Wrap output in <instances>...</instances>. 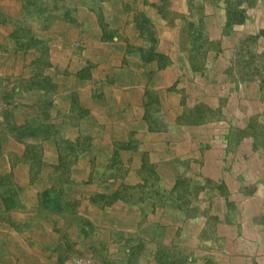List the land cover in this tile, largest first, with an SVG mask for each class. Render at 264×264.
<instances>
[{"label":"rangeland","instance_id":"374dc122","mask_svg":"<svg viewBox=\"0 0 264 264\" xmlns=\"http://www.w3.org/2000/svg\"><path fill=\"white\" fill-rule=\"evenodd\" d=\"M0 29V153L24 146L0 160V264L117 263L62 187L94 138L107 156L85 182H118L84 195L139 214L121 264H264V0H0ZM44 168L55 191L19 182Z\"/></svg>","mask_w":264,"mask_h":264},{"label":"crops","instance_id":"0c3cea01","mask_svg":"<svg viewBox=\"0 0 264 264\" xmlns=\"http://www.w3.org/2000/svg\"><path fill=\"white\" fill-rule=\"evenodd\" d=\"M2 32V29H0V33ZM6 32V31H5ZM1 36V34H0ZM100 45V44H99ZM101 46V45H100ZM56 53L52 56H55ZM32 98V97H29ZM95 110H90V113L88 115H92L94 117H84V119L82 118H78L77 117V121L79 122V125L83 128H91L92 130H94V133L97 132L96 128H97V124H96V117L98 114L96 113ZM70 118V115L67 116ZM99 121V120H98ZM88 123L91 124V126H88ZM100 123V121H99ZM100 129L104 128L106 125L104 122L100 123ZM93 133V135H94ZM160 135V134H157ZM94 142L97 143L96 141H99V144H95L92 146V151H84L82 152L76 159L75 162L72 163L71 168H70V178L72 179V181H69L67 183L64 184L63 190L65 192H67L68 194L70 193V196L66 194L65 197H71V192H72V198L75 202V205L73 206L74 209H80L81 211L83 210H91L92 209V216L91 218H93V221L95 223V225H98L96 228V233L95 236L100 237L102 245L105 244V246L102 248V258L101 260L106 261L107 263L111 262V263H115L116 264H121L120 261H123L122 258L125 257V254L123 252V249L125 247L126 244H124L123 240H127V239H132L134 238V235L132 233V229H134L135 224L137 223L138 219H139V214L136 211L137 209L130 207V208H124V205H120V206H102V205H91L89 202V198L86 197V195H84L83 192V188H87L89 184L92 185V187H102L103 189L108 188V189H112L115 187V184L118 182V179H115L113 182L111 183H87L85 182L86 179H88V173L91 171L92 166H91V158H95V164L93 169L98 168V166H100L101 164L104 163L106 156H107V151H106V147H107V142L106 141H100L96 138H94ZM42 153H43V159L44 161H46V163H48V167L54 168V166L57 163V154L55 151V147L54 144L52 142L51 139L46 138L42 140ZM141 145L144 149H148V156L149 159L154 161H158L156 164V168L161 172V166L164 165L163 163H165L170 156L169 155H164L161 156L160 153H157V147H154L153 142H151V140H143L141 142ZM3 148L1 153H0V160L2 159H7V167L3 168L5 170L9 169V162H8V158L6 155V151L5 150H9L12 152H17L19 154L22 153L23 151V144L19 143L18 141L14 140L13 138H5V144L3 145ZM152 148V149H151ZM162 149V148H161ZM138 160V157H134L132 159V162L130 164L132 165H136V161ZM22 165V163H17L15 164L14 170L16 168H19ZM43 174L39 179H36L35 182L28 184V178L27 176H25V178H20L19 182L23 185L26 186V188L28 190H41V191H55L56 189H58L60 186H55L57 185L55 182H53L52 180L54 178H51L54 176L55 174V170L53 169H43L42 170ZM45 177L49 178V179H45ZM92 178H94L95 180L97 179V176H92ZM38 180V181H37ZM27 184V185H26ZM102 185V186H101ZM104 185V186H103ZM90 187V185H89ZM80 190V192L78 191ZM79 193H78V192ZM1 208V205H0ZM2 209V208H1ZM43 210V209H41ZM40 210H38L36 212V214H39ZM169 213V212H168ZM0 215L3 219L6 218L7 216V212L4 210H0ZM42 215L44 216H53V217H57L58 219L60 218L59 215H56L54 213H45V211L42 213ZM170 216H172V212H170ZM44 218V217H42ZM6 220V219H5ZM78 224H75V226L69 228V229H62V234L63 233H67V235H69L70 238L72 237H77V235L79 234L82 235L81 229L78 228V226H76ZM2 229V227H1ZM90 232V231H89ZM5 236V232L4 230H0V241L1 239ZM59 236V235H58ZM52 237H57V235H53ZM96 237V238H97ZM58 238V237H57ZM95 240V239H94ZM93 240V241H94ZM110 240L112 241L110 242ZM92 241V242H93ZM119 242H121L119 245ZM120 247H122V250H120ZM91 251H85L86 255H90L88 254ZM127 252V251H126ZM128 253V252H127ZM126 253V254H127ZM120 256H123L122 258H120Z\"/></svg>","mask_w":264,"mask_h":264},{"label":"built area","instance_id":"2783aa9c","mask_svg":"<svg viewBox=\"0 0 264 264\" xmlns=\"http://www.w3.org/2000/svg\"><path fill=\"white\" fill-rule=\"evenodd\" d=\"M66 264H86L82 258L74 257L71 260L67 261Z\"/></svg>","mask_w":264,"mask_h":264}]
</instances>
